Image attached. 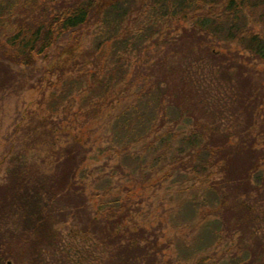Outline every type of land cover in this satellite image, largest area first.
Returning a JSON list of instances; mask_svg holds the SVG:
<instances>
[{
	"label": "trees",
	"instance_id": "trees-1",
	"mask_svg": "<svg viewBox=\"0 0 264 264\" xmlns=\"http://www.w3.org/2000/svg\"><path fill=\"white\" fill-rule=\"evenodd\" d=\"M165 19L189 25L165 35ZM263 23L264 0H0V96L34 87L38 61L65 55L68 67L47 108L57 111L81 95V108L91 105L86 114L94 118L98 101L123 92L117 105L110 99L119 142L126 141L122 151L130 131L144 128L134 138L149 137L142 158L159 166L162 181L174 176L185 184L170 221L178 213L210 230L233 220L239 241L264 264V149L253 136L261 126L264 73L255 92H244L253 75L242 60L246 53L264 66V30H253ZM216 41L226 46L217 50ZM84 160L75 139L47 172L8 157L0 264L6 256L22 260L27 245L28 255L39 253L46 264H157L159 236L131 225L135 211L125 200L109 196L89 215L76 179ZM69 222L65 235L57 230Z\"/></svg>",
	"mask_w": 264,
	"mask_h": 264
},
{
	"label": "rangeland",
	"instance_id": "rangeland-1",
	"mask_svg": "<svg viewBox=\"0 0 264 264\" xmlns=\"http://www.w3.org/2000/svg\"><path fill=\"white\" fill-rule=\"evenodd\" d=\"M161 23V32L165 35L171 33V36L174 29V35H177L181 27L189 25L183 22L175 23L171 19H165ZM253 30H264V23L254 26ZM86 46V42L82 43L77 52ZM223 46H226L223 42L214 43L217 50H221ZM227 46L232 51L237 48L235 43ZM105 49V53H108L109 44H106ZM242 60L249 63L253 75L246 78L247 81L243 80V91L255 92L258 89L255 80L259 74L264 73V66L246 53H242ZM66 67L67 58L63 54L38 61L36 70L31 74L33 76L35 72L32 80L34 87L0 96V201L7 203L3 184L8 157L11 159L17 156L20 161L47 172L56 163L57 151L75 139L85 149V160L77 172L76 179L84 190L89 215L94 216L100 210L101 202L109 196L125 200L128 209L135 211L132 212L131 225L135 223L136 226L152 229L158 234L159 243L164 248L157 264H256L253 252L247 249L248 242L245 241L243 245L239 241L233 220L227 223L228 227L211 226L210 230L203 227L204 221L200 218H195L189 223L186 219L176 218L178 213H174L170 221L174 198L185 196V184L180 181L173 182L174 176L165 182L162 181L164 172L159 171V166L151 165L148 156L142 158L143 154H146L142 144L149 137L142 141L134 138L144 134V128L138 127L130 131L133 139L129 141L127 150L122 151L126 141L119 142L122 136L116 127V121L113 120L116 108L111 107L110 101L113 100V105H117L116 102L123 100V92L116 91L106 102L98 101L101 103L100 112L94 118H88L86 114L91 105L81 108V95H74L72 102L64 103L57 111L47 108L52 96L58 92L59 77ZM32 76L29 75L28 79ZM260 92V96L263 93L264 97V85ZM258 123L262 127L253 132L255 147L264 149V99L259 110ZM9 209V206L0 203V217L2 214L5 217ZM209 219L212 218L209 216L207 220ZM1 223L0 221V226ZM70 228V222L57 226V230L63 235ZM213 229L215 232L218 230V233L213 235ZM1 230L0 227V232ZM25 244L27 245L26 241ZM205 245L208 246L207 249H203ZM14 251L16 252L15 247ZM28 254L27 245V253L22 260L6 256L2 264H46L43 262L45 259L41 260V254ZM259 256L264 260V254Z\"/></svg>",
	"mask_w": 264,
	"mask_h": 264
},
{
	"label": "water",
	"instance_id": "water-1",
	"mask_svg": "<svg viewBox=\"0 0 264 264\" xmlns=\"http://www.w3.org/2000/svg\"><path fill=\"white\" fill-rule=\"evenodd\" d=\"M7 264H9V263H7Z\"/></svg>",
	"mask_w": 264,
	"mask_h": 264
}]
</instances>
